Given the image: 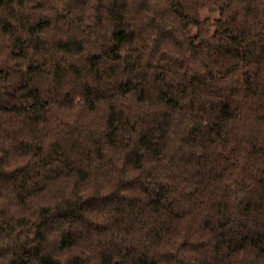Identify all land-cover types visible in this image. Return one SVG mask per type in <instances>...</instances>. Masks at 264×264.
I'll return each instance as SVG.
<instances>
[{
    "label": "trees",
    "instance_id": "1",
    "mask_svg": "<svg viewBox=\"0 0 264 264\" xmlns=\"http://www.w3.org/2000/svg\"><path fill=\"white\" fill-rule=\"evenodd\" d=\"M0 264H264V0H0Z\"/></svg>",
    "mask_w": 264,
    "mask_h": 264
},
{
    "label": "rangeland",
    "instance_id": "2",
    "mask_svg": "<svg viewBox=\"0 0 264 264\" xmlns=\"http://www.w3.org/2000/svg\"><path fill=\"white\" fill-rule=\"evenodd\" d=\"M201 16H202V18H206V17H210L211 19H215V18H217V14H216V13H214V14L212 15V14L206 12V11L203 12Z\"/></svg>",
    "mask_w": 264,
    "mask_h": 264
}]
</instances>
